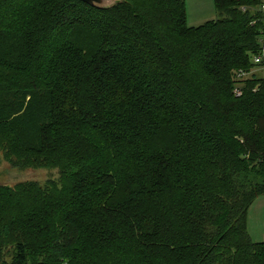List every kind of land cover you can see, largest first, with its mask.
<instances>
[{
  "label": "trees",
  "instance_id": "16d2710c",
  "mask_svg": "<svg viewBox=\"0 0 264 264\" xmlns=\"http://www.w3.org/2000/svg\"><path fill=\"white\" fill-rule=\"evenodd\" d=\"M260 2L0 0V264H264Z\"/></svg>",
  "mask_w": 264,
  "mask_h": 264
},
{
  "label": "rangeland",
  "instance_id": "374dc122",
  "mask_svg": "<svg viewBox=\"0 0 264 264\" xmlns=\"http://www.w3.org/2000/svg\"><path fill=\"white\" fill-rule=\"evenodd\" d=\"M185 11L187 12V24L193 27L208 22V20L219 18L214 7V0H185ZM253 73L259 77L263 76L261 70L253 66L242 75L238 74L236 86L241 85L242 80L249 78ZM56 177V170L39 168L18 170L7 164H2L0 167V182L2 183L13 184L19 180H34L39 184H44L46 180ZM260 198L248 210L247 227L252 240L255 242H264V195Z\"/></svg>",
  "mask_w": 264,
  "mask_h": 264
},
{
  "label": "built area",
  "instance_id": "2783aa9c",
  "mask_svg": "<svg viewBox=\"0 0 264 264\" xmlns=\"http://www.w3.org/2000/svg\"><path fill=\"white\" fill-rule=\"evenodd\" d=\"M257 9L260 10V12L262 13V21L264 23V0H261ZM259 39H260L259 40L260 49L257 52V54L252 55L251 61L256 66V68H259L261 70V72L263 73V77H264V30L260 33ZM239 74L242 75L243 73H239ZM234 92H235V95L238 96L241 93V89L236 88Z\"/></svg>",
  "mask_w": 264,
  "mask_h": 264
},
{
  "label": "water",
  "instance_id": "95a60500",
  "mask_svg": "<svg viewBox=\"0 0 264 264\" xmlns=\"http://www.w3.org/2000/svg\"><path fill=\"white\" fill-rule=\"evenodd\" d=\"M83 2L97 8L107 9L117 3L119 0H82Z\"/></svg>",
  "mask_w": 264,
  "mask_h": 264
},
{
  "label": "crops",
  "instance_id": "0c3cea01",
  "mask_svg": "<svg viewBox=\"0 0 264 264\" xmlns=\"http://www.w3.org/2000/svg\"><path fill=\"white\" fill-rule=\"evenodd\" d=\"M260 197H261V196L257 197V199H256V200H258V201H259V199H261ZM255 202H256V201H255ZM255 202H254V203H255ZM254 203H253V204H254ZM253 204H252V205H253ZM248 216H249V215H248ZM247 224H248V223H247Z\"/></svg>",
  "mask_w": 264,
  "mask_h": 264
}]
</instances>
